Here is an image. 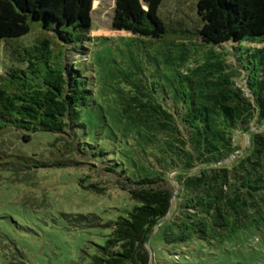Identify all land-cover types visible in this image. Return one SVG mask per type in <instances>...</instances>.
I'll list each match as a JSON object with an SVG mask.
<instances>
[{"label":"trees","instance_id":"obj_1","mask_svg":"<svg viewBox=\"0 0 264 264\" xmlns=\"http://www.w3.org/2000/svg\"><path fill=\"white\" fill-rule=\"evenodd\" d=\"M164 1L118 0L113 30L159 41L198 37L207 46L264 39V0H200L197 33L169 30L160 15ZM94 2L0 0V44L28 35L32 24L39 23L56 32L64 48L76 52L89 39ZM64 52L62 46L54 50L49 39L14 52L20 67L11 68L0 79V120L26 133L25 142L38 133L67 134L73 138L68 141L73 152L74 133L78 126L85 127L81 111L92 93L76 65L65 63ZM221 86L210 99L223 108L224 115L181 121L173 117L147 124L154 131L150 142L160 145L156 146L159 167L135 163L139 173L119 180L134 203L125 216L115 221L96 214L67 216L78 229L99 231L104 238L103 243L94 244L93 252H85L90 264H184L203 258L218 264H264V97L257 112L238 93L234 94L237 100L229 96L228 85ZM239 131L245 136L251 133L249 148L235 144ZM232 157L230 164H223ZM36 163V169L75 164L71 160ZM108 172L115 173L113 168ZM85 189L103 192L96 185ZM157 229L164 250L177 259H158L153 240L149 247ZM12 260L29 264L18 245L0 233V264Z\"/></svg>","mask_w":264,"mask_h":264},{"label":"rangeland","instance_id":"obj_2","mask_svg":"<svg viewBox=\"0 0 264 264\" xmlns=\"http://www.w3.org/2000/svg\"><path fill=\"white\" fill-rule=\"evenodd\" d=\"M117 1L95 0L89 39L76 52L64 48L57 33L39 23L32 24L28 35L0 44V79L11 68L20 67L16 50L23 52L49 39L54 50L65 49V63L76 65L92 93L81 111L85 127L78 126L74 133L73 152L68 149L73 138L67 134L38 133L25 142L26 133L0 120V233L18 245L29 264H90L85 252H93L94 244L103 243L104 238L99 231L78 229L67 216L96 214L115 221L134 206L119 180L139 173L135 163L159 167L156 146L160 145L150 142L154 131L148 123L224 115L223 108L210 99L224 88L222 84L228 85L229 96L237 100L234 94L238 93L257 112L264 97V39L207 46L198 37L194 41L140 38L113 30ZM199 1L165 0L160 15L169 30L197 33ZM190 78L199 81L191 83ZM235 134L236 145L250 147V133ZM70 160L79 165L34 168L39 166L36 162ZM112 168L115 173L111 174ZM92 185L103 192L85 189ZM157 232L152 236L157 258L177 259L176 254L168 256L163 236ZM11 264L22 263L12 260ZM184 264L218 263L203 258Z\"/></svg>","mask_w":264,"mask_h":264},{"label":"water","instance_id":"obj_3","mask_svg":"<svg viewBox=\"0 0 264 264\" xmlns=\"http://www.w3.org/2000/svg\"><path fill=\"white\" fill-rule=\"evenodd\" d=\"M251 135V133L248 135V137ZM161 226V225H160ZM152 236L150 237V239H149V242H148V245H149V247L151 248V242H152Z\"/></svg>","mask_w":264,"mask_h":264}]
</instances>
